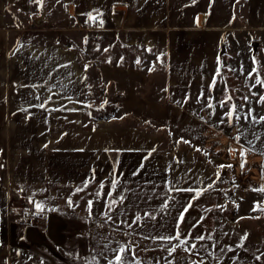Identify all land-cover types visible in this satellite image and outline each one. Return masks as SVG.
<instances>
[{"label":"crops","instance_id":"obj_1","mask_svg":"<svg viewBox=\"0 0 264 264\" xmlns=\"http://www.w3.org/2000/svg\"><path fill=\"white\" fill-rule=\"evenodd\" d=\"M51 2L127 52L83 59L37 38L45 0H0V264H91L97 230L147 241L148 264H264L262 239L221 245L212 229L264 218V0H226L224 22L213 0ZM189 187L202 195L178 221Z\"/></svg>","mask_w":264,"mask_h":264},{"label":"rangeland","instance_id":"obj_2","mask_svg":"<svg viewBox=\"0 0 264 264\" xmlns=\"http://www.w3.org/2000/svg\"><path fill=\"white\" fill-rule=\"evenodd\" d=\"M51 1L56 0H45V3H47V13H46V23H44L42 26L38 27V33L37 38L40 41L44 42H65L69 44L72 48L77 50L82 58H99L100 56L107 55V54H121L126 53L127 51L124 49H118L114 50L111 47L108 46L107 40L103 38L102 36H99L96 32L87 31V32H80L78 30L73 31L72 28L74 27L73 22L66 18L65 16L59 15V7L55 4H52ZM48 2H51L48 3ZM221 4L218 3L217 0H213V2L210 5V8L208 9L210 17H216L218 18L219 22H224L225 18L227 16V6H226V0L219 1ZM225 2V3H223ZM259 44V43H258ZM254 45L252 47L254 52H260L261 50H258L260 48V45ZM227 51V48L226 50ZM240 52H237L238 57H244L247 56V52L243 51L242 49L239 50ZM264 52V51H263ZM142 54V52H138ZM101 54V55H100ZM256 57V56H255ZM242 61V67L243 70H248L249 63L247 61ZM154 63V62H153ZM152 63V64H153ZM221 68L220 73L222 75V78L218 79L217 86H221L226 88L228 87V76H227V56L226 52L224 56H221ZM253 66L258 67L257 59L255 62L252 63ZM254 79V78H253ZM263 80V78H262ZM225 96V95H221ZM225 172L221 171L220 174L224 175ZM226 177V176H225ZM221 201L223 199H226V202L222 203L220 206V217H222V214H226L228 209H231L228 207L229 203L227 201L229 197V192L227 189H224L221 191L220 194ZM254 199L259 201H264V195L258 191L256 192V195L254 196ZM231 201V200H230ZM231 213V212H230ZM232 214V213H231ZM226 217V216H225ZM228 217V216H227ZM226 217V218H227ZM231 217V216H230ZM254 215L250 218H243L239 217V220L236 222H232L231 224L228 221H222L220 220V224L216 226V223L214 225L212 224V229L215 233V240L221 241V245H226L228 239V234L232 232L239 233V236L235 238L236 244H248L251 246L259 245V240L264 241V233H262V238L259 239L258 235H260V231H264V218H262V221H260L258 218L254 219ZM218 231H221V233H218ZM249 232V233H248ZM246 234V238L245 237ZM218 235V236H217ZM220 236V237H219ZM147 241H142L140 239H135L131 237H124L121 236V234H117L114 231L110 232H104V231H95L93 233L92 237V263L91 264H109L111 261L112 264H116V255L118 254V250L121 247H124L128 249L123 254V259L125 261V264H148V262H152V260L155 259H149L147 254L144 252V248L147 245ZM156 245H162L165 246L163 243H156ZM131 251V252H130ZM156 257L157 260H163L158 257V255H153ZM255 258L257 259L259 257V254H253ZM259 260V259H257ZM24 264H42L38 263L37 261H34L30 258L27 259L26 262H23Z\"/></svg>","mask_w":264,"mask_h":264},{"label":"snow or ice","instance_id":"obj_3","mask_svg":"<svg viewBox=\"0 0 264 264\" xmlns=\"http://www.w3.org/2000/svg\"><path fill=\"white\" fill-rule=\"evenodd\" d=\"M36 2H37V3H40L41 0H36ZM93 19H94V18H93ZM137 63H139V61H137ZM217 74H219V69L217 70ZM249 75L251 76V73H250ZM256 83H257V84H260V83H262V81L257 80ZM245 99H246V98H245ZM261 101L264 102V97H261ZM211 106H212V105L209 104V107H211ZM235 111H236V106L233 105V106H232V110H231V111L229 112V114H228L230 118L235 114ZM250 112H251V110H250ZM247 118H248V117L246 116L245 119H247ZM236 119H239V116H236ZM260 119H261V120H264V117H261ZM185 143H188V141H185ZM197 151H201V149L198 148ZM220 167H224V166H220ZM229 167H230V165H229ZM242 167H243V164H242ZM86 187H87V182H86L85 185H84V188H86ZM101 187H103V185H101ZM114 187H115V181H113V188H114ZM82 190H83L82 188H78V189H77V191H82ZM175 190H176V191H184V192H195V195H194V196L188 201V203L185 205L183 211L180 213V216H179V218H178V221H183L184 214L188 211L189 208L192 207V203H193V201H194L195 199L199 198L200 195H202V191H201V190L193 189V188H191V187L186 188V189H175ZM205 190H206V189H205ZM261 190L264 191V189H261ZM98 195H99V193H98ZM108 195H111V193H109ZM123 199H124V197L121 196V197H120V200L123 201ZM115 202H116V201L113 200V203H115ZM69 203H71V201H69ZM91 204H92V202L89 201V210L91 209ZM36 207L39 209L41 206H40L39 204H37ZM167 207H168V205H167V203H165V204H164V208H167ZM253 210H255V208H254ZM153 218H154V217H153ZM109 219H110V217H109ZM136 219L139 220L140 218L137 217ZM244 238H246V234H245V237H244ZM161 239H166V240H168V242H171L173 239H175V240H179V239H180V235L177 234L176 236H173V237H167V238H161ZM197 239L203 240L204 237H203V236H200V237H197ZM181 243H182V244H183V243H186V241H181ZM238 246H242V245H238ZM193 247H195V245H193ZM127 250H128V249H126V248H124V247H121V248L118 250V254L116 255V264H125V261H124V259H123V254H124ZM174 250H175V247L169 249L170 254H171V252L174 251ZM257 259H259V257H258ZM109 264H112V262L110 261Z\"/></svg>","mask_w":264,"mask_h":264},{"label":"built area","instance_id":"obj_4","mask_svg":"<svg viewBox=\"0 0 264 264\" xmlns=\"http://www.w3.org/2000/svg\"><path fill=\"white\" fill-rule=\"evenodd\" d=\"M91 28L94 30H96L98 28V21L96 18L93 19ZM258 188H259L260 192L264 195V191L261 190V189H264V177L261 179Z\"/></svg>","mask_w":264,"mask_h":264},{"label":"water","instance_id":"obj_5","mask_svg":"<svg viewBox=\"0 0 264 264\" xmlns=\"http://www.w3.org/2000/svg\"><path fill=\"white\" fill-rule=\"evenodd\" d=\"M42 20H43V18L36 19V20H35V23L37 24V23H39V22L42 21ZM204 264H207V263H204Z\"/></svg>","mask_w":264,"mask_h":264}]
</instances>
